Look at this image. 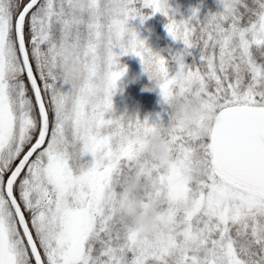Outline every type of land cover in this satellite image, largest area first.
I'll return each mask as SVG.
<instances>
[{"label":"snow or ice","instance_id":"snow-or-ice-1","mask_svg":"<svg viewBox=\"0 0 264 264\" xmlns=\"http://www.w3.org/2000/svg\"><path fill=\"white\" fill-rule=\"evenodd\" d=\"M217 3L201 20L168 0H0V264H264V0ZM156 13L183 44L167 58L129 25ZM124 55L210 120L116 115ZM157 127L160 160L133 135ZM133 198L158 228L118 217Z\"/></svg>","mask_w":264,"mask_h":264},{"label":"clouds","instance_id":"clouds-1","mask_svg":"<svg viewBox=\"0 0 264 264\" xmlns=\"http://www.w3.org/2000/svg\"><path fill=\"white\" fill-rule=\"evenodd\" d=\"M144 68L152 73V82L155 88L158 83V78L152 66L151 56L145 57ZM164 104L168 106L167 114L169 122L177 127L189 129L193 126L194 121L203 120L206 124L211 118L210 113L203 110L201 99L187 92H181L179 90L172 91ZM133 135L142 142L146 153L152 158L160 160L169 155L160 127L148 133L134 132ZM126 180L127 193L132 196L138 194L140 185L139 178L133 175L128 176ZM117 215L125 219L130 227L144 233H150L159 227L156 219L157 213L151 209L142 211L139 207V202L134 198L129 199L122 207L118 208Z\"/></svg>","mask_w":264,"mask_h":264},{"label":"trees","instance_id":"trees-1","mask_svg":"<svg viewBox=\"0 0 264 264\" xmlns=\"http://www.w3.org/2000/svg\"><path fill=\"white\" fill-rule=\"evenodd\" d=\"M168 4L175 12V18L180 19L181 17L187 18L190 14L192 9L198 8L199 9V17L201 20H203V17L208 14L209 12H216L219 10L217 0H168ZM144 13L148 14L150 13V9H144ZM167 23V20L164 16H162L160 13H156L154 15H150L147 20H145L143 23L140 22L139 18L132 20L129 22V25L131 28H133L135 31L137 30V35L141 36V40L144 41H151V44L154 45L155 52H158L161 56L169 57L170 55H175L179 53L183 49V44L179 41H173L171 37L168 35L164 25ZM191 55L184 54L183 59L186 64H190L194 57L198 56V50L192 49L190 50ZM128 60V58H125ZM141 65V64H140ZM171 68L175 67V62H171L170 64ZM145 78L142 77L139 80V83L143 81ZM130 81L128 82L127 87L130 85ZM148 88L144 87V91H147ZM150 98L148 99L152 101L150 105L155 109L156 113V119L155 122L160 120L163 123H167L168 121V114H167V108L168 106L166 104H163L161 102V98L157 100V96L155 95L159 93L158 88L153 89ZM132 90L130 91V93ZM129 93V95H130ZM119 95L116 94V96L112 97L113 101V108L116 115L124 111L123 108H121V105L117 106L116 100H118ZM147 103V102H146ZM149 105V106H150ZM145 107V104L139 108V110H143ZM119 112V113H117ZM140 112V111H139ZM158 114V119H157ZM121 115V114H120ZM142 117L143 114L141 113ZM127 116L133 117L132 114H128ZM144 119V118H143ZM142 120V119H141Z\"/></svg>","mask_w":264,"mask_h":264},{"label":"rangeland","instance_id":"rangeland-1","mask_svg":"<svg viewBox=\"0 0 264 264\" xmlns=\"http://www.w3.org/2000/svg\"><path fill=\"white\" fill-rule=\"evenodd\" d=\"M136 29V33H137ZM139 39H141V36H139ZM145 44L147 47L155 51V46L151 44V41H145ZM125 58H128L126 60ZM120 63L126 66V72L125 74L118 80L117 82V91L113 96L119 95L118 100H116L117 106L121 105L122 110L120 114H132L133 117H138L143 120L146 117L149 120V123H154L156 119V113L155 109L150 105L152 103L151 100L148 101V99L151 96V92H154L153 82L150 81L147 77V75L143 72L142 66L140 65V59L139 57L135 55H124L119 58ZM176 67V64H175ZM176 68H172L173 71H175ZM144 80L139 83V80L144 77ZM131 82L129 87H127L128 82ZM144 87L148 88L147 91H144ZM132 92L130 93V91ZM130 93V95H129ZM157 100L160 97V94H156ZM147 102V103H146ZM145 104V107L143 110H139V108ZM153 104V103H152ZM150 105V106H149ZM140 111V112H139ZM143 114V117L141 115ZM158 119V114H157ZM86 159H90V157H86Z\"/></svg>","mask_w":264,"mask_h":264}]
</instances>
